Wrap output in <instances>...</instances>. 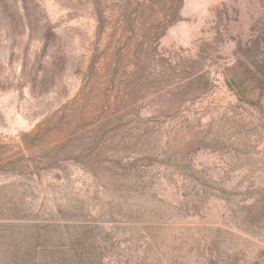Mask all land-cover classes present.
Here are the masks:
<instances>
[{"label":"rangeland","instance_id":"rangeland-1","mask_svg":"<svg viewBox=\"0 0 264 264\" xmlns=\"http://www.w3.org/2000/svg\"><path fill=\"white\" fill-rule=\"evenodd\" d=\"M99 3L0 0V264H264V0Z\"/></svg>","mask_w":264,"mask_h":264},{"label":"trees","instance_id":"trees-1","mask_svg":"<svg viewBox=\"0 0 264 264\" xmlns=\"http://www.w3.org/2000/svg\"><path fill=\"white\" fill-rule=\"evenodd\" d=\"M94 4H93V9L96 15V19L98 21V23L102 24V15L103 12L101 10V5H100V0H93ZM183 0H137L138 4H137V9L135 10L134 14H137V25L138 31H141L143 24H141V17L143 15V12L145 9L147 8H155V7H160L162 9V12L157 15L156 19L154 20L155 25H151L149 30H151V32L149 33V36L151 38L156 39V37L161 36L162 33L160 31L164 30L167 26H169L172 22H174L177 19V14H178V10L182 4ZM131 2V0H123V6H122V11L123 13L126 11V9L128 8L129 3ZM122 19V23L126 24L128 20H125V15H121L120 16ZM159 17V18H158ZM258 75L257 76H261L262 74H260L259 72H257Z\"/></svg>","mask_w":264,"mask_h":264}]
</instances>
